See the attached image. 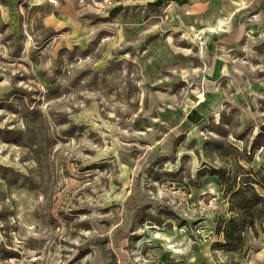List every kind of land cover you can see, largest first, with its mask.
Returning a JSON list of instances; mask_svg holds the SVG:
<instances>
[{"label":"rangeland","instance_id":"374dc122","mask_svg":"<svg viewBox=\"0 0 264 264\" xmlns=\"http://www.w3.org/2000/svg\"><path fill=\"white\" fill-rule=\"evenodd\" d=\"M237 157L264 183V0H0V264H264L259 222L213 246Z\"/></svg>","mask_w":264,"mask_h":264},{"label":"trees","instance_id":"16d2710c","mask_svg":"<svg viewBox=\"0 0 264 264\" xmlns=\"http://www.w3.org/2000/svg\"><path fill=\"white\" fill-rule=\"evenodd\" d=\"M216 146V151H219L221 146ZM235 159L237 162L238 157L228 160L230 164L228 168L208 167L206 170H200L197 175L198 180L208 175L219 181L222 202L226 205V210L215 221L213 231L217 238L213 246L224 252L241 250L245 230L254 228L258 222L264 229V196L257 191L258 188L264 189V183L250 170H244L236 165ZM182 225L184 224L179 223L178 227Z\"/></svg>","mask_w":264,"mask_h":264}]
</instances>
